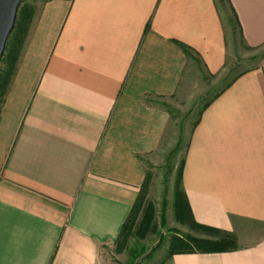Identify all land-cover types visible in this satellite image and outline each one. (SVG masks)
I'll return each mask as SVG.
<instances>
[{"label": "crops", "instance_id": "crops-1", "mask_svg": "<svg viewBox=\"0 0 264 264\" xmlns=\"http://www.w3.org/2000/svg\"><path fill=\"white\" fill-rule=\"evenodd\" d=\"M226 5L243 44L264 47V0ZM227 50L214 0H46L0 112V264H101L168 128L158 100L194 61L219 74ZM217 94L182 188L194 222L237 250L158 264H264V58Z\"/></svg>", "mask_w": 264, "mask_h": 264}, {"label": "rangeland", "instance_id": "rangeland-1", "mask_svg": "<svg viewBox=\"0 0 264 264\" xmlns=\"http://www.w3.org/2000/svg\"><path fill=\"white\" fill-rule=\"evenodd\" d=\"M45 1L23 0V3L27 8L32 7L35 16ZM219 8L225 20L228 40L224 69L219 74L210 76L203 73L198 62L194 61L184 70L175 95L158 100L168 110L170 122L159 147L153 155L145 159L147 182L137 224L134 227L136 230L141 219V212L148 204H151L154 208V231L149 232L144 238L130 237L125 243L115 242L101 255V264H158L168 257L172 236L204 237L200 233L191 231L188 223H180L175 216L173 189L177 167L184 157L189 133L203 106L237 75L255 68L259 62L256 57L264 52V47L249 49L243 44L238 32L234 29V19L228 11L226 2ZM0 66L5 68V63ZM162 214L165 215V225L160 223Z\"/></svg>", "mask_w": 264, "mask_h": 264}, {"label": "trees", "instance_id": "trees-1", "mask_svg": "<svg viewBox=\"0 0 264 264\" xmlns=\"http://www.w3.org/2000/svg\"><path fill=\"white\" fill-rule=\"evenodd\" d=\"M214 1L219 10V7L224 6L225 2L228 3V0ZM34 14L35 13L32 7L30 6L27 8L22 2V5L18 12L14 30L12 31L8 40L5 55L3 56L0 63H5V68H1L0 66V112L9 84L15 74L16 64L23 49L25 37L32 23ZM236 26H238V22L234 25V29H237ZM181 48L183 52L187 56H189L188 50L185 47ZM256 58H258L259 60L263 59L264 52L260 53ZM232 81L233 79L225 86V88H227ZM218 95L219 94H216L212 99H215ZM209 103L210 101L207 102L202 109H205L209 105ZM201 112L199 113L198 117H200ZM197 122L198 119L195 125L197 124ZM183 167L184 157L182 158L177 167L176 179L174 183V213L180 223H188V228L191 231L200 233L204 235V237L198 238L191 235H183L180 237L176 235L172 236V240L169 246L170 252L168 254V257L175 254H217L237 250L236 239L232 233L199 225L195 223L192 219L191 212L186 203L182 188ZM146 182L147 177L142 189L140 190L138 198L136 199V202L132 206L127 219L122 225L116 243H125L130 237L144 238L149 232L154 231V208L151 204H148L145 209L141 212V219L137 225V229L134 230V227L137 224L138 214L141 210V203L143 200V193ZM160 223L161 225H165L164 214H162L160 217Z\"/></svg>", "mask_w": 264, "mask_h": 264}, {"label": "water", "instance_id": "water-1", "mask_svg": "<svg viewBox=\"0 0 264 264\" xmlns=\"http://www.w3.org/2000/svg\"><path fill=\"white\" fill-rule=\"evenodd\" d=\"M23 0H0V63Z\"/></svg>", "mask_w": 264, "mask_h": 264}]
</instances>
